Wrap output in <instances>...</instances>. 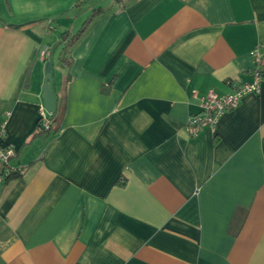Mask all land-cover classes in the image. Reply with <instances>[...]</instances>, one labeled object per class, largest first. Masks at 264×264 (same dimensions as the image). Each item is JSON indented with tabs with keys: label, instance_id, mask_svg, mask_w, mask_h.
Instances as JSON below:
<instances>
[{
	"label": "crops",
	"instance_id": "obj_1",
	"mask_svg": "<svg viewBox=\"0 0 264 264\" xmlns=\"http://www.w3.org/2000/svg\"><path fill=\"white\" fill-rule=\"evenodd\" d=\"M257 45L264 0H0L3 143L23 167L0 185V264H264V78L185 131L206 93L252 81Z\"/></svg>",
	"mask_w": 264,
	"mask_h": 264
},
{
	"label": "built area",
	"instance_id": "obj_2",
	"mask_svg": "<svg viewBox=\"0 0 264 264\" xmlns=\"http://www.w3.org/2000/svg\"><path fill=\"white\" fill-rule=\"evenodd\" d=\"M84 2L87 0H77ZM252 55L254 58V68L252 71V81L236 85L235 89L226 94H220L214 90L209 91L200 98L199 112L190 115L186 124L185 131L190 137H197L204 129L215 130L220 118L228 111L235 109L240 100L250 94L259 93L261 82L264 78V53L262 46L257 45ZM39 123L42 129L51 131L54 129V119L51 113L47 112L43 102L38 107ZM10 112H5L0 119V185L5 183L6 177L12 173L22 171V165L14 166L11 160L16 156L13 144L3 143L6 136V123Z\"/></svg>",
	"mask_w": 264,
	"mask_h": 264
},
{
	"label": "water",
	"instance_id": "obj_3",
	"mask_svg": "<svg viewBox=\"0 0 264 264\" xmlns=\"http://www.w3.org/2000/svg\"><path fill=\"white\" fill-rule=\"evenodd\" d=\"M42 100L47 112L51 114L56 113L58 96L53 86V71L50 61L45 62V84L43 87Z\"/></svg>",
	"mask_w": 264,
	"mask_h": 264
},
{
	"label": "trees",
	"instance_id": "obj_4",
	"mask_svg": "<svg viewBox=\"0 0 264 264\" xmlns=\"http://www.w3.org/2000/svg\"><path fill=\"white\" fill-rule=\"evenodd\" d=\"M87 1H89V0H87ZM87 1H84V2H79V1H78V3H79V4H82V3H86ZM81 33H82V29H81V31H79L77 34H75V35L72 37V39H70V40L64 45L62 51L60 52V54H61V55H60V62H61V63H65V64L70 63V61H71L70 49H71V47H72V45H73V43H74V40H76V39L81 35ZM57 96H58V94H57ZM59 113H60V107L57 105L56 113H54V114L52 115V118L54 119V121H56L57 118L59 117ZM43 130H44V129H43ZM45 131H46V130H45ZM18 173H19V172H18ZM18 173H12L9 177H6L5 182H6L8 179H10L12 176H14V175H16V174H18Z\"/></svg>",
	"mask_w": 264,
	"mask_h": 264
},
{
	"label": "rangeland",
	"instance_id": "obj_5",
	"mask_svg": "<svg viewBox=\"0 0 264 264\" xmlns=\"http://www.w3.org/2000/svg\"><path fill=\"white\" fill-rule=\"evenodd\" d=\"M100 3L103 4L102 2H100ZM62 47H64V46H62ZM62 47H61L60 50L58 51V54H60V52L62 51V49H63Z\"/></svg>",
	"mask_w": 264,
	"mask_h": 264
}]
</instances>
